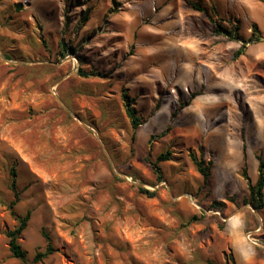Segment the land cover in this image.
<instances>
[{
  "label": "rangeland",
  "instance_id": "374dc122",
  "mask_svg": "<svg viewBox=\"0 0 264 264\" xmlns=\"http://www.w3.org/2000/svg\"><path fill=\"white\" fill-rule=\"evenodd\" d=\"M233 24L237 40L216 34ZM255 24L264 37V0H0V264H264V211L242 204L244 146L253 183L264 156V41L235 58ZM192 154L213 166L205 190ZM44 230L55 252L35 263Z\"/></svg>",
  "mask_w": 264,
  "mask_h": 264
},
{
  "label": "trees",
  "instance_id": "16d2710c",
  "mask_svg": "<svg viewBox=\"0 0 264 264\" xmlns=\"http://www.w3.org/2000/svg\"><path fill=\"white\" fill-rule=\"evenodd\" d=\"M196 9L199 11L201 8L199 6H195ZM235 26L232 30H224L225 28H222L221 26H218L216 34L222 35V33L225 32L226 36L230 40H237L238 39V31L240 30L239 24H233ZM253 35L256 36L255 38H252L249 42H243L241 48L235 53V58H238L246 52L248 48V44L250 43H260L264 41V37L261 35V32L259 30V27L257 24L253 26ZM67 52L72 53L73 51L70 49H67ZM81 76L87 78L89 75L85 72H81ZM92 76H94L92 74ZM199 93L193 94L191 96V99L185 103L180 104L182 108H186L191 105V102L199 96ZM122 98L124 101V106L126 109V114L130 120L132 129L134 132H136L142 125H144L147 122V119L140 114V112L135 108V98H133L130 94L127 93V91L122 93ZM175 116V115H173ZM135 136V134H134ZM151 143V140H150ZM244 157H245V164L242 170V176L246 180L248 184V195L243 198L242 204L243 205H251L257 212L263 213L264 211V156L262 154H257V159L259 161V167H258V179L255 183L252 182L248 175V167H247V146H244ZM191 159L193 164L195 165L198 173L203 178V186L202 190H205L210 187V182L212 178V169L213 166L209 162L207 163L204 158H199L197 155L192 154ZM172 160V154L171 152L162 153L159 155L156 159V162L152 164V167L157 175V179L160 181L163 179L161 168L159 167L160 163L163 162H169ZM11 176V182H10V190L13 194V200L9 203V210L12 216H14L17 221L18 225L13 229L7 232V236L9 238V249L12 254V256L16 259L21 260L22 262L27 261V252L24 250L23 246L20 243V238L24 234V232L29 227V222L31 220V211H27V213L23 216H19L17 212V205L21 201V194L22 191L19 189L18 182H17V172L15 169H12L10 172ZM142 193L147 195L149 198L155 197L154 192H149L148 190L142 189ZM230 202H232L235 205H238V201L235 197H232L229 199ZM225 204L222 202L214 201L210 209L218 212H223L225 210ZM43 236L46 241L45 249L42 252H38L34 257V262L39 263L43 262L50 256H52L55 252V248L53 246V241L51 238V235L47 233L45 230L43 231Z\"/></svg>",
  "mask_w": 264,
  "mask_h": 264
},
{
  "label": "bare ground",
  "instance_id": "6f19581e",
  "mask_svg": "<svg viewBox=\"0 0 264 264\" xmlns=\"http://www.w3.org/2000/svg\"><path fill=\"white\" fill-rule=\"evenodd\" d=\"M230 105V104H229Z\"/></svg>",
  "mask_w": 264,
  "mask_h": 264
}]
</instances>
